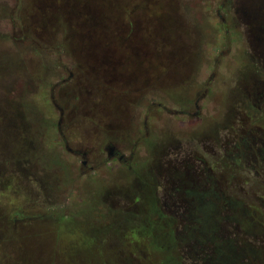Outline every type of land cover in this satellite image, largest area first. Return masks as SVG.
<instances>
[{"label": "rangeland", "instance_id": "1", "mask_svg": "<svg viewBox=\"0 0 264 264\" xmlns=\"http://www.w3.org/2000/svg\"><path fill=\"white\" fill-rule=\"evenodd\" d=\"M263 9L0 0V102L31 160L3 209L19 215L0 226V264H264V174L219 146L233 113L264 137ZM210 189L231 197L206 199L204 216L195 194Z\"/></svg>", "mask_w": 264, "mask_h": 264}, {"label": "flooded vegetation", "instance_id": "2", "mask_svg": "<svg viewBox=\"0 0 264 264\" xmlns=\"http://www.w3.org/2000/svg\"><path fill=\"white\" fill-rule=\"evenodd\" d=\"M259 4V3H258ZM263 6V4H262ZM264 11V9H263ZM248 12V11H247ZM250 13V11L248 12ZM256 100H258V103L261 105H264V98L263 97H258ZM240 116V117H237ZM232 121H231V129L228 130V136L229 138H225L226 136H222L221 139L219 140V146L224 149L227 153H229L233 159L235 161L238 162H244L247 166L250 164L252 166V168H257L259 171H256V177L260 178L262 176V174H264V137L259 136L257 133L261 132L262 130V125L261 123L258 121V118L256 117V115H249L246 113H238L235 115V113H233L232 117H231ZM225 140V142H223ZM104 149L107 151V154L109 153L112 158H117L119 161H124L125 155L121 154L120 151L116 148H114V146L112 144H107ZM78 151H76L77 153ZM85 154L83 153V156ZM132 155V154H131ZM83 163L85 164V161H83ZM261 163V164H259ZM202 171H206L204 168L201 169ZM194 176L197 175L198 177V171L194 172ZM234 179V178H233ZM205 181V180H204ZM231 184H233V181H229ZM202 183V181H201ZM215 186H218V182L214 183ZM233 186V185H232ZM231 187V186H230ZM226 192H230L229 190H205L202 191L201 193H196L195 196H197L201 201V203H203V207L202 209H199L200 213L204 216H207V212L205 210H208L209 206H212L211 203H206V199L210 200L212 198L218 199V200H223L226 196L227 197H231L229 195L225 196ZM243 197H247L246 195H244L242 193ZM254 199H256V197L252 196ZM249 198V197H247ZM206 212V213H205ZM221 219H224V217L222 216ZM205 224H204V230L205 232H212L209 234H212L213 236L217 235V233H219L218 231L220 230V228L222 227V224L219 225L215 224L214 226H218L217 230H213L211 228V220H204ZM168 225V224H165ZM229 231V230H226ZM225 229H222V233L224 234ZM171 233V231H170ZM172 234V233H171ZM210 239V237H209ZM209 242L208 238L203 239L202 241H200V243L198 242L199 249H203L206 245V243ZM222 242H224V239H222ZM219 250H218V255L219 259H223V257L226 255L224 253V246L220 244V246H218ZM217 248V249H218ZM231 255L233 257L236 258V260H238L239 258L242 257V255L239 254H235L234 252L231 253ZM221 264H223V262H221Z\"/></svg>", "mask_w": 264, "mask_h": 264}, {"label": "trees", "instance_id": "3", "mask_svg": "<svg viewBox=\"0 0 264 264\" xmlns=\"http://www.w3.org/2000/svg\"><path fill=\"white\" fill-rule=\"evenodd\" d=\"M0 104H3V102H0ZM8 104L5 102V104H3L5 105L3 106L4 108H2V106L0 105V110L5 109V113H0V190H2V192H0V226L2 224L5 226V228H9L11 226V224L8 223V221H10V218L19 215V213H15L16 209L13 210L14 213L12 214L6 213L3 210L6 208L5 206H7V202L10 200L9 198L7 200L8 195L15 197H24L21 192L19 193L16 191L17 184L15 183L16 181L14 179H17L19 177L21 169L20 172L18 169L20 168V165L22 166L26 163H31V160L28 161L27 158L25 159V140L22 138L23 132L21 130L25 125L23 124V122H21L18 113H13L11 116L9 115L10 105ZM14 112L18 111L15 110ZM15 132L16 134L13 140L12 135H14ZM9 142H12V152L6 149ZM2 200H5V202ZM17 210H20V207H18ZM36 224L39 223L37 222ZM168 236L171 244H173L172 234L170 233ZM102 241H105V239Z\"/></svg>", "mask_w": 264, "mask_h": 264}, {"label": "water", "instance_id": "4", "mask_svg": "<svg viewBox=\"0 0 264 264\" xmlns=\"http://www.w3.org/2000/svg\"><path fill=\"white\" fill-rule=\"evenodd\" d=\"M107 156H108V158H109V159H111V158H112V156H111L109 153L107 154Z\"/></svg>", "mask_w": 264, "mask_h": 264}]
</instances>
